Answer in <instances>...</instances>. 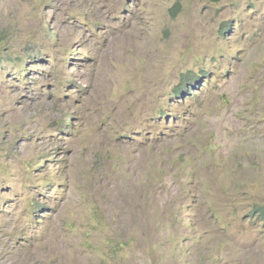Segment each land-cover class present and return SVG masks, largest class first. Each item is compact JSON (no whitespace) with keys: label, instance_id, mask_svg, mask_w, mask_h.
<instances>
[{"label":"rangeland","instance_id":"rangeland-1","mask_svg":"<svg viewBox=\"0 0 264 264\" xmlns=\"http://www.w3.org/2000/svg\"><path fill=\"white\" fill-rule=\"evenodd\" d=\"M262 204L264 0H0V264H264Z\"/></svg>","mask_w":264,"mask_h":264},{"label":"trees","instance_id":"trees-1","mask_svg":"<svg viewBox=\"0 0 264 264\" xmlns=\"http://www.w3.org/2000/svg\"><path fill=\"white\" fill-rule=\"evenodd\" d=\"M195 79L196 78L193 76L192 72L185 73L182 76L180 83L175 88L176 94H178L181 91V89H183L184 87L189 88L192 80H195ZM253 212H256L259 216H261L264 219V204L256 205Z\"/></svg>","mask_w":264,"mask_h":264},{"label":"water","instance_id":"water-1","mask_svg":"<svg viewBox=\"0 0 264 264\" xmlns=\"http://www.w3.org/2000/svg\"><path fill=\"white\" fill-rule=\"evenodd\" d=\"M213 1H217V0H213Z\"/></svg>","mask_w":264,"mask_h":264}]
</instances>
